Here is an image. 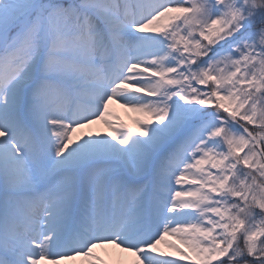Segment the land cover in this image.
Wrapping results in <instances>:
<instances>
[{"label": "snow or ice", "instance_id": "snow-or-ice-1", "mask_svg": "<svg viewBox=\"0 0 264 264\" xmlns=\"http://www.w3.org/2000/svg\"><path fill=\"white\" fill-rule=\"evenodd\" d=\"M0 264H264V0H0Z\"/></svg>", "mask_w": 264, "mask_h": 264}, {"label": "bare ground", "instance_id": "bare-ground-1", "mask_svg": "<svg viewBox=\"0 0 264 264\" xmlns=\"http://www.w3.org/2000/svg\"><path fill=\"white\" fill-rule=\"evenodd\" d=\"M111 110L116 116L119 117L120 122L128 125L129 127H134L133 120L135 118V114L125 111L118 105H112ZM92 131L106 132L107 129L102 124H98L93 127ZM97 253L104 259H114L117 256L122 255L121 253H119L118 249L113 248H109L107 250L97 249Z\"/></svg>", "mask_w": 264, "mask_h": 264}]
</instances>
